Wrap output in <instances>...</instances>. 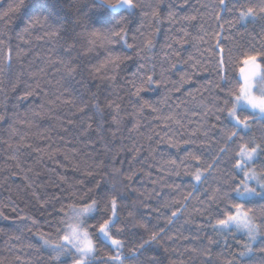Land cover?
Here are the masks:
<instances>
[{
	"label": "trees",
	"instance_id": "1",
	"mask_svg": "<svg viewBox=\"0 0 264 264\" xmlns=\"http://www.w3.org/2000/svg\"><path fill=\"white\" fill-rule=\"evenodd\" d=\"M31 2L35 8L30 10L29 15L36 16L42 10L41 5H47L75 28L79 40L76 47L81 51L73 52V58L80 59L89 69L93 65L104 63L110 54L131 56L132 59L121 65L122 70L116 83L107 78H93L86 81L85 89L80 83L73 81L74 88L85 96L90 97L93 92H98L101 101L108 97L121 98L123 121L117 135L111 136V132L116 131L114 126H110L111 117L103 124L107 141L110 142L108 151L103 147L100 130L95 124L88 134L81 130L80 126L87 117L80 116L69 105L59 101L52 103L60 91L57 81H62L61 73L55 66L49 68L47 84L41 83L43 95L38 92L23 102L18 100V96L23 94V89L34 82L31 74L48 66L49 58L55 61L63 55V40L44 37V28L40 25L30 27L25 32L28 16L22 19L12 17L11 20L0 23V40L13 50L11 67L4 68L5 91L0 93V108L6 109L8 117L0 124V213H3L0 215V262L17 264L19 257L20 264H36L38 260L50 264V250L41 247L40 234L54 238L55 221L60 218L56 213L60 212L62 206L64 213L69 211L68 205L75 203L71 191H78L82 187L77 182L83 180L84 186L90 187L93 176L88 175V170L103 161L109 170L114 166L120 168L123 173L116 179L124 195L125 210L121 212V216L125 217L128 211H132L134 216L143 213L146 218L141 222L149 224V227L158 225L165 229L167 235L156 246L163 264H204L207 258H210L213 264H228L229 261L233 264H260L264 257L258 251L245 257L237 255L243 250L241 245L247 242L246 236L234 233L226 237L213 232L206 223L216 213L214 206L211 209L208 207V197L205 193L216 187V181L222 177L214 173L206 184H197L187 174L185 166L177 168L180 175L172 172L174 166L171 160H176L177 165H180L182 160L186 161L187 152L195 153L202 143H207L203 140L202 130V109L207 100H200L197 88L214 78V53L209 41L211 39L214 44V33L217 31V22L211 16V6L216 0H190L191 8L183 11L175 9L176 21L168 19V6L176 3V0H139L143 11L138 9L134 14H129L130 10H121V14L127 16L128 43L133 44V48H127L122 42L101 41L99 44H89L91 37L81 26L87 23L86 16L91 17L93 21L108 19L106 13L102 14V9L98 6L92 7L95 0H79V3L77 0ZM14 3L15 0H0V13L5 11L9 4ZM155 4L160 5L158 30L154 21L145 15L151 10L149 6ZM200 5H208L209 11H202L196 20H183L184 16L194 15L193 9ZM224 19L233 20L234 15L226 13ZM261 24H264V21L244 24L237 22L232 27L224 24L223 46L227 49L259 42ZM180 28L186 29L189 35L184 38L182 45H177L175 39ZM147 39H152L155 45L147 53L149 60L155 62L157 74L163 68L168 79L161 87L156 88L154 85L152 90L142 93L143 99L150 101L160 111L153 112L151 107H146L138 117L133 115V112L138 106L137 101H143L129 94L130 85L127 80L136 71L137 64L144 62V53L141 52L138 56L136 46H142ZM170 43L172 49L179 52V57L169 56L172 51L168 47ZM189 57L201 61L198 65L199 71H196L194 76L192 73L195 70L191 68ZM172 63H176L177 67L172 69ZM3 66L4 62L0 59V67ZM185 73L193 82L185 83L181 91L177 92L173 85L179 82ZM17 77L19 86L15 90L7 87L9 80L16 82ZM200 90L202 92L203 88ZM204 94L207 96V93ZM177 105L180 106L179 110H182L181 124L173 123L169 130L165 131V124L160 120V116L162 113H168L170 109L176 110ZM34 112L39 115H33ZM88 115H93V110H89ZM70 120L73 123L70 124ZM137 123L139 127L134 128ZM208 123L214 124L216 121L210 117ZM221 126L223 125H218ZM262 133L264 125L258 123L253 126L252 136L259 138ZM21 135L26 138L31 148L16 151L14 146ZM186 139L195 140V145L185 144ZM50 146L51 157L47 154ZM137 148L138 153L134 151ZM230 156L231 153L225 161L230 159ZM224 166L222 163L219 168L223 169ZM186 167L190 171L191 162L186 161ZM257 167L259 168V165ZM94 175L99 178V172ZM130 175L132 179L127 180ZM61 177H64V180H61ZM189 192L192 195L187 201L186 209L178 213L172 224L167 223L168 213L157 217L147 213L144 207L145 199L153 208L166 202L181 201L183 204V197ZM53 195L60 197V203L52 198ZM161 195L164 197L163 201L159 199ZM254 208L259 217L264 204L254 205ZM33 220L37 222V226H33ZM212 222L214 223V219ZM201 225L204 231L198 232ZM138 231L143 232V229ZM170 237L176 239V243H173ZM206 237L212 238L216 243L208 245ZM188 239L193 243L189 244ZM130 242L131 240L126 238V243ZM194 247L208 248L209 251L202 256H189V251ZM253 247H260L259 240ZM107 252V249L101 248V256L107 255ZM62 260L71 264L70 257H63Z\"/></svg>",
	"mask_w": 264,
	"mask_h": 264
},
{
	"label": "snow or ice",
	"instance_id": "2",
	"mask_svg": "<svg viewBox=\"0 0 264 264\" xmlns=\"http://www.w3.org/2000/svg\"><path fill=\"white\" fill-rule=\"evenodd\" d=\"M77 2L79 3V0ZM97 6L103 10L102 14H107L108 19L93 21L91 17L86 16L87 23L81 26L88 31L91 37L89 44H99L101 41L122 42L127 48H133L134 45L128 43L127 16L122 15L121 10H130L129 14H134L138 9L143 11L139 0H95L92 7ZM149 7L151 10L145 15L154 21L158 30L160 5L155 4ZM168 7V19L176 21L175 9L183 11L191 8L192 4L190 0H176V3ZM34 8L35 5L31 0H15L14 4H9L8 8L0 13V23H5L12 17L22 19L28 16L24 31L27 32L30 27L40 25L44 28V37L63 40V55L55 61L49 58L48 66L32 73L34 82L23 89V94L18 96V100L23 102L38 92L43 95L41 83L47 84L46 77L50 74L49 68L55 66L56 70L61 73L62 81H57L60 91L52 103L59 101L69 105L80 116L87 117V120L80 126L81 130L88 134L95 124L100 130V139L104 142L103 147L110 151V142L107 141V133L103 124L108 117H111L110 126L116 128V131L111 132V136L117 135L123 121L121 98L119 96L108 97L101 101L98 92H93L90 97L85 96L83 92L74 88L73 81L80 83L85 89H87L86 81L93 78H107L116 83L117 76L122 70L121 65L126 60H131L132 57L110 54L104 63L93 65L89 69L81 63L80 59L73 58V52L81 51L76 47L79 40L75 28L71 27L58 12L50 10L47 5H41L42 10L36 16L29 15L30 10ZM193 11L194 15L184 16L183 20H196L202 11L208 12L209 8L208 5H200ZM226 13H232L234 19H224ZM211 16L217 22L214 44L211 39L209 41V46L212 47L214 53L215 73L214 78H211L206 85L197 88L200 100H207L202 109L203 140L207 143H202L195 153L187 152L186 161L191 162L190 171L187 170L186 161L182 160L180 165H177L176 160H171L174 166L172 172L180 175L177 168L185 166V171L197 184H206L214 173L222 177L216 181V187L205 193L208 197V207L211 209L214 206L216 213L206 223L210 225L213 232L223 236L242 233L247 237V242L241 245L243 250L237 253L239 257H245L257 251L264 257V208L261 209L262 214L259 217L254 208V205L264 204V133L259 138L252 136L254 125L258 123L264 125V24H261L262 32L258 33L259 42L236 48L225 49L223 46L224 24L232 27L237 22L244 24L245 22L264 21V0H216L211 6ZM177 31L179 35L175 43L182 45L184 38L189 34L184 28ZM136 47L138 56L141 52L144 53V62L137 64L136 71L131 74L127 83L130 85L129 94L143 101L142 103L137 101L138 106L133 112V115L139 117L146 107H151L153 112L160 111L150 101L143 99L142 93L152 90L154 85L156 88L161 87L168 78L163 68L157 74L155 62L149 60L147 56V53L155 47L152 39H147L142 46ZM168 47L172 49L171 43ZM12 52L13 50L0 40V59L4 62V66L0 67V93L5 91L4 68L11 67ZM173 55L179 57V52L172 49L169 56ZM165 59L167 60L168 57ZM189 61L191 68L195 70L192 73L194 76L195 72L199 71L198 65L201 61L192 60L191 57ZM170 67L174 69L177 64L172 63ZM18 81L19 77L16 78V82L9 80L7 87L15 90L19 86ZM192 82V78L185 73L180 81L173 85V88L179 92L185 83L192 84ZM200 88H203L202 92ZM204 93H207V96ZM179 108L180 106L177 105L176 110L170 109L168 113L161 114L160 120L165 124V131H168L173 123L181 124L183 116ZM89 110H93V115H88ZM33 115L39 114L34 112ZM210 117L216 123L209 124ZM6 119H8L6 109L0 108V124ZM69 123L73 122L70 120ZM221 124L223 126L218 127ZM138 127V123L134 125V128ZM210 130H212L211 135ZM184 143L195 145L196 141L186 139ZM22 148H31L23 135L19 137L14 146L16 151ZM37 151L41 150L37 149ZM134 151L138 153L139 149H134ZM230 153V159L225 161ZM47 154L51 157V146ZM222 163L225 166L220 169L219 166ZM97 172H99V178L94 175ZM88 175L93 176L91 186H84L83 180L77 182L82 187L78 191H71L75 203L68 205L67 213H64L63 206L60 212L56 213L60 218L55 221L54 238L47 234H40L41 247L50 250V264H66L62 260L65 256L71 258V264H163L156 251V246L167 235L165 229L158 225L149 227V224L141 222L146 218L143 213L140 216H134L132 211H128L125 217L121 216V212L125 210L124 195L116 183L117 177L123 175L121 169L113 166L109 170L108 166L101 161L89 168ZM131 179V175L127 177V180ZM61 180H64V177H61ZM175 187L179 188V186ZM192 187L195 191V185ZM145 195L147 197V194ZM191 195L192 193L189 192L183 197V204L181 201L166 202L153 208L147 199L143 203L147 213L157 217L168 213L167 223L172 224L178 213L186 209ZM52 198L60 203V197L53 195ZM159 199L163 201V195ZM50 206L55 207V205ZM173 208L176 210H172ZM32 223L33 226H37L35 220ZM139 229H143V232L138 231ZM200 231H204L202 225L198 227V232ZM132 237L135 238L132 239ZM126 238L131 242L126 243ZM170 239L176 243V239L171 237ZM206 239L208 245L216 243L210 237ZM258 240L260 247L254 249L253 245ZM188 243L192 244L193 241L188 239ZM101 248L108 250L107 255L101 256ZM208 251V248L194 247L188 255L202 256ZM97 257L101 258L97 259ZM17 264H20L19 257H17ZM36 264H45V262L38 260ZM204 264H213V262L207 258ZM228 264H233V262L229 261ZM260 264H264V258L261 259Z\"/></svg>",
	"mask_w": 264,
	"mask_h": 264
},
{
	"label": "rangeland",
	"instance_id": "3",
	"mask_svg": "<svg viewBox=\"0 0 264 264\" xmlns=\"http://www.w3.org/2000/svg\"><path fill=\"white\" fill-rule=\"evenodd\" d=\"M65 257H68V256H65ZM63 258V257H62Z\"/></svg>",
	"mask_w": 264,
	"mask_h": 264
}]
</instances>
